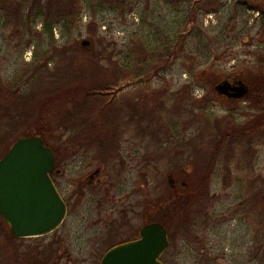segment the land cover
I'll return each mask as SVG.
<instances>
[{"label":"rangeland","instance_id":"1","mask_svg":"<svg viewBox=\"0 0 264 264\" xmlns=\"http://www.w3.org/2000/svg\"><path fill=\"white\" fill-rule=\"evenodd\" d=\"M116 64L145 68L117 93V118L84 99ZM259 74L264 4L0 0V156L34 134L45 109L60 108L66 127L53 126L45 140L61 170L52 179L70 199L45 236L17 238L0 217V264H98L108 241L134 239L153 221L167 228L165 264H264L263 112L248 92L228 98L214 89ZM45 116L43 125L55 121ZM100 166L116 186L115 209L96 184L94 193L80 184ZM113 211L116 235L105 221Z\"/></svg>","mask_w":264,"mask_h":264},{"label":"water","instance_id":"2","mask_svg":"<svg viewBox=\"0 0 264 264\" xmlns=\"http://www.w3.org/2000/svg\"><path fill=\"white\" fill-rule=\"evenodd\" d=\"M214 89L230 98L248 92L241 79L235 85L221 80ZM55 170L58 172L53 150L36 134L18 137L0 156V217L13 236H45L64 221L67 206L52 180ZM167 181L172 185V174L167 175ZM168 245L163 224L149 222L139 229L137 238L109 248L99 264H165L161 256Z\"/></svg>","mask_w":264,"mask_h":264},{"label":"trees","instance_id":"3","mask_svg":"<svg viewBox=\"0 0 264 264\" xmlns=\"http://www.w3.org/2000/svg\"><path fill=\"white\" fill-rule=\"evenodd\" d=\"M245 2H247L248 4L250 3L264 4V0H245ZM65 14H66V11H62L59 13L58 17L60 18L61 16H64ZM69 14L67 15L70 17ZM72 20L73 18L70 17V21ZM45 22L47 24L52 25V22H53L52 17L46 16ZM97 64L98 63H96L95 67L97 66ZM153 69L154 68H152V70ZM140 71L145 73V68L141 67ZM140 71L139 70L137 71V68L135 67H125V66H120L116 64V66L113 68V71L111 72L110 77L107 79L108 81L101 82L100 84H97L96 86H91L86 90L84 99L86 103H88L87 106L91 108L98 107L99 109H102V111L101 110L100 111L103 113H107L109 109L110 111L116 110V118H117L120 110L123 108V105H124L122 100L118 101L117 93H120L122 91L125 84L143 80V78L139 77L140 74H142V72ZM247 86H248V93L252 95L251 102L253 106L256 109H259L261 110V112H263V116L260 117V122L258 123L260 126H262L264 124V76L260 74L258 76H255V78L250 79L249 84H247ZM115 93H116V97H115ZM28 99L29 98H26L25 100H28ZM60 110L61 109L58 107L57 108L52 107L51 111H48L45 109L44 112L42 113L41 119H39L38 121L40 125H38V128L35 129L34 134H38L39 136H41L47 145L48 143L46 142L45 138H46V135H48V133L50 134V132L53 129V126L66 127L65 122L67 118L66 116L65 117L62 116V111ZM46 114H49V115L53 114L55 117V121H54L55 123L49 122L48 125L46 126L43 125V120L45 119ZM209 126L212 128L214 127L212 124ZM80 131L84 132L86 131V129H82ZM24 135H29V134L25 133L22 136ZM159 222L163 224V221H159ZM163 225L166 228V225L165 224Z\"/></svg>","mask_w":264,"mask_h":264},{"label":"flooded vegetation","instance_id":"4","mask_svg":"<svg viewBox=\"0 0 264 264\" xmlns=\"http://www.w3.org/2000/svg\"><path fill=\"white\" fill-rule=\"evenodd\" d=\"M238 79H240V78H237V77H232V78H228L227 80L228 81H230L231 83H233V85H235V83H236V81L238 80ZM223 96H225V95H223ZM226 97V96H225ZM101 145V144H100ZM104 148H108V147H104V146H102V148L100 149V151L102 150V151H105L106 152V150L104 149ZM55 169H58V172H56V170L52 173V174H55V173H60L61 172V170L58 168V167H56V163H55ZM102 169H103V166H100V167H96V169H94V170H91V171H89L87 174H85L84 176H83V178H82V181H80V184H84L85 185V187H86V190L87 191H91V193H94V192H92V190L91 189H93V188H95L96 187V189H97V192L99 193V194H103L102 195V198L100 199L102 202H104V203H106V204H111V203H113V206H114V209L116 208V186H111V185H109V184H107V180H106V177H104V176H102L101 175V173H102ZM53 180V179H52ZM54 182V181H53ZM55 184V183H54ZM94 184H96V186L95 187H93L92 185H94ZM169 186H170V188L172 189V191H177V188H176V183H175V179H174V177H173V182H172V185H170L169 184ZM185 186V182H182L181 183V187H184ZM58 189V188H57ZM60 192V191H59ZM61 194V193H60ZM79 195H80V198L81 199H84V197H85V193L84 192H80L79 193ZM91 194H87L86 195V198H87V200L89 199V200H91V197L92 196H90ZM61 196H62V198H63V200L65 201V203H66V206H67V210H68V203L67 202H69V198L67 197V198H65V196H63L62 194H61ZM71 198V197H70ZM66 216H67V214H66ZM105 221H106V223L108 224V227H107V230H108V233L110 232V230L112 231V233L114 234V235H116V212H114L113 211V213L112 214H106V216H105ZM96 222V224H97V222L98 221H95ZM95 224V225H96ZM112 226V228H110ZM59 228V227H58ZM105 230H106V228H105ZM54 232V231H53ZM111 233V232H110ZM139 236V230H138V232L135 234V238L136 237H138ZM128 240H131V239H128ZM123 241H127L126 239L125 240H123ZM123 241H112V242H107V244L105 245V246H107V248L103 251V254L109 249V248H111L112 246H114V245H116V244H118V243H121V242H123ZM60 243H61V241H60ZM60 243H59V246H60ZM94 246H97V242L95 243V245ZM63 248V247H62ZM62 252V251H61ZM103 254H102V256H103ZM102 256H101V258H102ZM101 258H100V260H101ZM100 260H99V262H100ZM99 262H98V264H99Z\"/></svg>","mask_w":264,"mask_h":264}]
</instances>
